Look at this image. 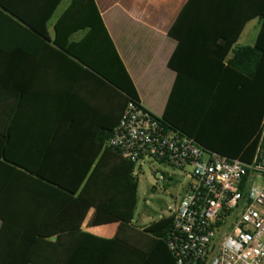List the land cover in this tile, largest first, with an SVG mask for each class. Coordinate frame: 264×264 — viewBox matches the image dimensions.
I'll return each instance as SVG.
<instances>
[{
  "label": "crops",
  "instance_id": "obj_1",
  "mask_svg": "<svg viewBox=\"0 0 264 264\" xmlns=\"http://www.w3.org/2000/svg\"><path fill=\"white\" fill-rule=\"evenodd\" d=\"M1 1L18 9L19 0ZM70 1L60 0L43 24L37 13L25 14L46 37L27 35L23 24L0 15V264H171L160 240L143 232L154 221L131 219L119 228L94 207L84 214L77 199L83 188L96 200L124 195L127 175L136 178L137 170L134 165L127 173L123 159L104 144L123 94L68 54L98 66L92 41L90 48L81 44L88 32L82 14L74 9L57 25ZM92 2L139 104L173 121L188 116L187 95L227 91L231 51L252 47L261 22L260 0ZM237 30L225 56L215 54L225 44L221 34ZM171 58L174 65L184 62L178 84ZM222 104L225 122L239 127L225 136L241 143L240 156L247 147L242 143L252 139L243 119L250 107L242 100ZM208 123L203 126L214 125Z\"/></svg>",
  "mask_w": 264,
  "mask_h": 264
},
{
  "label": "built area",
  "instance_id": "obj_2",
  "mask_svg": "<svg viewBox=\"0 0 264 264\" xmlns=\"http://www.w3.org/2000/svg\"><path fill=\"white\" fill-rule=\"evenodd\" d=\"M104 144L134 165L152 161L185 174L165 237L175 264H264V111L247 163L207 151L132 101ZM168 178L156 174L153 186Z\"/></svg>",
  "mask_w": 264,
  "mask_h": 264
},
{
  "label": "trees",
  "instance_id": "obj_3",
  "mask_svg": "<svg viewBox=\"0 0 264 264\" xmlns=\"http://www.w3.org/2000/svg\"><path fill=\"white\" fill-rule=\"evenodd\" d=\"M59 1L60 0H19L18 9H16V7H11V5L0 0V15L4 19L13 22L16 25L17 22L23 24L24 26L21 25L20 28L27 35L37 33L40 36L46 37L43 28L38 30L30 26L31 21L25 14L31 12L37 13L38 22L43 24L48 20L51 12L58 5ZM260 2L259 17L261 22L254 45L252 47H235L231 51V58L226 63L227 66L225 67V71H227L226 73L229 75V80L232 81L226 89L227 91L215 93L198 92L187 95L190 97V101H192L189 103L187 108L188 116L180 117L179 115L177 121L168 120L164 116L160 118L172 128L192 138L197 144L207 151L245 163L252 159L257 139L258 127L264 111V0H260ZM74 9L77 10L78 13L82 14L84 22L83 28L88 29V32L81 44L85 48L87 45L89 46L88 48H90V43L92 41L94 56L96 58L97 54L98 57V66L88 65V63L82 61L76 54L70 51H68L69 56H72V58L80 64H85L84 66L98 76L102 82L123 94V107L127 101L138 102L133 87L131 86L129 79L125 75L117 57L115 56L109 41L107 40V36L101 23L99 22L92 0H71L68 12L63 15L59 21H57V25L58 23L59 25L62 24L66 19L71 17L72 10L74 11ZM97 23L98 30L96 27ZM55 31L58 32V27H55ZM228 32L229 37L221 34V38L225 44L214 52L222 58L235 41L238 30ZM70 33L71 31H68V35ZM178 42L181 43L182 41L178 39ZM57 47H60V45L57 44ZM216 64L220 65L219 62ZM168 65L176 71L175 81H177V84L178 82L180 83V81H182V74L184 73V70L182 69L184 62L179 61V66L178 64L174 65V60L171 58ZM200 81H203V79H200ZM174 93L173 88V92H171L170 96L174 95ZM239 100L247 102L250 107L249 114L243 119L245 126L244 129H248L249 138L252 137V139L248 143H242V145L246 144L247 147L242 151V155L237 156L239 153L237 146H240L241 143L236 141L235 136L230 139H226L227 136H225V134L226 131L234 129L238 130L239 127L235 128V123L233 126H229V124L225 122V116L227 113L225 114L220 107L223 105L222 103L231 104ZM214 120L217 122L214 123ZM235 120L236 119H234V121ZM211 121V125L214 124L212 126L213 128L203 126L204 123L210 124L208 122ZM184 123L187 124L186 127L183 126ZM196 126L201 127L197 128ZM108 136L109 135H107V137ZM113 151L116 152V150ZM123 161L126 164L127 173H129L134 164L124 159ZM91 179L92 175H90L85 181L84 187H86V183H89ZM126 182L124 195L122 193L121 195H115L113 197H101L97 200L91 199L86 195L84 196V193L86 192L85 188H83L84 190H80L83 194L81 195V193H79V195H77V199L84 203V214L88 208L94 207L101 213L117 220L119 222V228L129 224L135 210L137 180L135 177H129V175H127ZM170 223L171 217L168 215L151 222L143 228V232L160 240V244L168 255L170 263L175 264L174 259L167 250L165 244V237L169 232ZM99 241L103 243L106 242L103 240Z\"/></svg>",
  "mask_w": 264,
  "mask_h": 264
},
{
  "label": "rangeland",
  "instance_id": "obj_4",
  "mask_svg": "<svg viewBox=\"0 0 264 264\" xmlns=\"http://www.w3.org/2000/svg\"><path fill=\"white\" fill-rule=\"evenodd\" d=\"M136 204L133 212V224L156 221L169 215L178 203L182 188L186 184L185 174L171 170L162 164L143 161L136 165ZM166 174V179L160 189L153 186L154 176Z\"/></svg>",
  "mask_w": 264,
  "mask_h": 264
}]
</instances>
